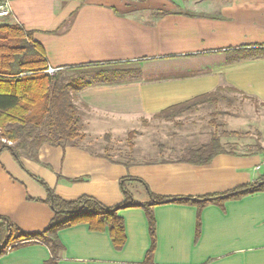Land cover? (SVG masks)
I'll return each mask as SVG.
<instances>
[{"label": "crops", "instance_id": "obj_1", "mask_svg": "<svg viewBox=\"0 0 264 264\" xmlns=\"http://www.w3.org/2000/svg\"><path fill=\"white\" fill-rule=\"evenodd\" d=\"M9 1L11 15L3 22L32 31L49 67L67 72L126 63L138 70L94 79L75 93L85 137L136 133L162 110L218 87L234 89L221 94L236 92L264 102V57L233 60L239 49L264 46V0ZM220 143L227 141L220 138ZM78 145L45 143L36 159L20 154V163L1 151L0 216L27 232L47 227L53 212L36 178L64 200L87 195L112 207L124 198V177L134 178L125 181L133 200L147 202L146 187L160 196L197 197L264 176L263 150L226 149L208 164L192 165L178 158L115 161ZM117 213L125 228L120 249L113 247L107 230L92 231L79 223L58 231L63 248L56 264H143L150 246L144 210L129 207ZM152 213V264H264V191L208 202L200 212L198 236L196 205L157 204ZM49 258L46 245L24 243L2 254L0 264H44Z\"/></svg>", "mask_w": 264, "mask_h": 264}, {"label": "trees", "instance_id": "obj_2", "mask_svg": "<svg viewBox=\"0 0 264 264\" xmlns=\"http://www.w3.org/2000/svg\"><path fill=\"white\" fill-rule=\"evenodd\" d=\"M32 34V31L25 30L19 24L0 25V152L3 150L10 152L18 163H20V154L36 159L39 147L45 143L60 147L79 146L85 134L81 131L82 120L73 98L78 90L96 81L78 75H65L62 70L53 74L47 73L49 65L44 49L33 39ZM253 57H264L263 45L239 49L233 60ZM133 71L138 73V70ZM221 90L234 91L233 88L218 87L213 92L172 105L154 115V118L167 119L191 110L197 105L213 103L220 97ZM261 104L264 105V102ZM228 134L234 135L236 132H228ZM105 137L109 138V135L106 134ZM226 152L219 136L212 135L208 142L185 149L177 161L204 165L211 162L217 154ZM128 179L134 178L124 177L120 180L123 200L115 206L107 207L87 195L79 196L74 200H64L44 181L36 178L46 190V198L43 202L50 207L53 216L47 227L40 232L21 230L8 218L0 216V256L8 249L24 243H41L50 251V258L44 264H56L58 253L63 248L58 238V231L79 223H86L92 231L107 230L113 247L118 250L125 243L124 222L118 215V210L140 207L145 212L150 237V246L143 264H152L156 247V222L152 206L165 203L196 205V236H198L200 212L208 202L221 203L226 199H237L243 195L264 191V176L256 182L243 184L220 194L197 197L160 196L150 192L144 184L149 201L135 202L125 185Z\"/></svg>", "mask_w": 264, "mask_h": 264}, {"label": "rangeland", "instance_id": "obj_3", "mask_svg": "<svg viewBox=\"0 0 264 264\" xmlns=\"http://www.w3.org/2000/svg\"><path fill=\"white\" fill-rule=\"evenodd\" d=\"M3 20L0 19V25ZM129 66L119 63L61 72L65 75L85 74L100 80L135 70ZM105 135L96 138L88 136L81 143L90 151L115 161L132 162L179 158L191 144L206 143L212 135L227 141L224 148L229 151L254 153L262 148L264 152V105L254 98L225 91L213 103L197 105L167 119L146 121L136 133L131 131L116 138H106ZM138 197L139 194H135V198Z\"/></svg>", "mask_w": 264, "mask_h": 264}, {"label": "built area", "instance_id": "obj_4", "mask_svg": "<svg viewBox=\"0 0 264 264\" xmlns=\"http://www.w3.org/2000/svg\"><path fill=\"white\" fill-rule=\"evenodd\" d=\"M10 15H11L10 1L9 0H0V19H5ZM61 69H62L61 67H57V68L48 67L47 72L49 74H53V73H55ZM263 163H264V160H263ZM258 167L259 166H257V168Z\"/></svg>", "mask_w": 264, "mask_h": 264}]
</instances>
